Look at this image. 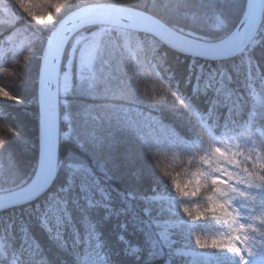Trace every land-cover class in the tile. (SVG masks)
Listing matches in <instances>:
<instances>
[{
    "label": "trees",
    "instance_id": "trees-1",
    "mask_svg": "<svg viewBox=\"0 0 264 264\" xmlns=\"http://www.w3.org/2000/svg\"><path fill=\"white\" fill-rule=\"evenodd\" d=\"M26 2L33 3V21L48 16L53 26L29 21L18 3L0 0V41L15 36L13 47L0 46V195L24 187L36 172L38 75L47 39L66 15L89 5L132 8L185 37L215 43L234 31L245 7V0ZM256 39L246 54L213 61L111 26L77 32L60 68L63 74L71 56L70 85L58 98L55 179L35 200L0 210V264H188L169 252L153 213H145L143 199L170 192L148 151L186 154L199 147L204 126L217 132L245 122L264 126V11ZM92 42L90 67L80 78L78 53ZM25 55L26 63H17ZM153 83L175 90L185 110L144 103L142 93ZM247 252L244 264H264V251ZM217 260L238 264L225 255Z\"/></svg>",
    "mask_w": 264,
    "mask_h": 264
},
{
    "label": "clouds",
    "instance_id": "clouds-1",
    "mask_svg": "<svg viewBox=\"0 0 264 264\" xmlns=\"http://www.w3.org/2000/svg\"><path fill=\"white\" fill-rule=\"evenodd\" d=\"M11 2L18 3L21 14L29 21L36 22L29 15L33 3ZM48 6L55 13L60 10L59 6ZM14 40L10 33L0 46L13 47ZM27 60L25 55L17 63ZM141 98L154 106L185 110L183 99L167 84L153 83ZM8 131L16 135L14 130ZM148 155L153 171L166 183L179 215L195 226L191 233L195 242H215L210 248L234 256L237 245L246 252L250 247L264 251V126L245 122L219 132L204 126L199 147L188 153L151 148Z\"/></svg>",
    "mask_w": 264,
    "mask_h": 264
},
{
    "label": "water",
    "instance_id": "water-1",
    "mask_svg": "<svg viewBox=\"0 0 264 264\" xmlns=\"http://www.w3.org/2000/svg\"><path fill=\"white\" fill-rule=\"evenodd\" d=\"M264 0H245L244 14L236 29L217 43L186 38L149 14L111 5L80 8L56 26L48 39L38 79L39 159L31 182L22 189L0 196V210L26 204L42 195L52 184L58 154V78L64 50L71 37L91 25H109L145 33L156 40L207 60H225L242 52L260 26Z\"/></svg>",
    "mask_w": 264,
    "mask_h": 264
},
{
    "label": "rangeland",
    "instance_id": "rangeland-1",
    "mask_svg": "<svg viewBox=\"0 0 264 264\" xmlns=\"http://www.w3.org/2000/svg\"><path fill=\"white\" fill-rule=\"evenodd\" d=\"M35 20L42 27L53 26L52 22L49 23L48 16L35 17ZM256 42L255 39L252 45ZM95 47L96 42L88 43L78 53L77 74L80 78H86L83 73L87 72L90 67ZM71 58L70 56L66 71L59 77L58 90L60 94L65 93L70 85ZM143 200L148 205L145 213L147 215L153 213L152 222L157 229V234L173 256L188 258V264H218L217 255H225L237 263L248 260L247 252L242 250L239 245L236 246L235 256L220 249L199 247L191 235L195 226L189 224L179 215L170 192L154 193Z\"/></svg>",
    "mask_w": 264,
    "mask_h": 264
},
{
    "label": "snow or ice",
    "instance_id": "snow-or-ice-1",
    "mask_svg": "<svg viewBox=\"0 0 264 264\" xmlns=\"http://www.w3.org/2000/svg\"><path fill=\"white\" fill-rule=\"evenodd\" d=\"M3 96H4V98H11L10 94H8L6 90L3 92ZM185 211H187V210H185ZM196 243L201 248H209V247H212L215 245V242H213L212 244H208V243L202 242L200 240H197ZM229 251H232V249H229Z\"/></svg>",
    "mask_w": 264,
    "mask_h": 264
}]
</instances>
